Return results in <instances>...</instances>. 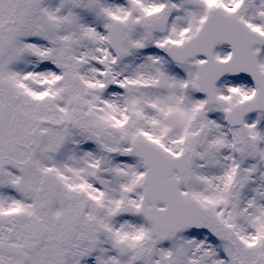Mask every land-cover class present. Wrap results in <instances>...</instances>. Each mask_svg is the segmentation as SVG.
Instances as JSON below:
<instances>
[{
	"label": "snow or ice",
	"instance_id": "snow-or-ice-1",
	"mask_svg": "<svg viewBox=\"0 0 264 264\" xmlns=\"http://www.w3.org/2000/svg\"><path fill=\"white\" fill-rule=\"evenodd\" d=\"M0 264H264V0H0Z\"/></svg>",
	"mask_w": 264,
	"mask_h": 264
}]
</instances>
